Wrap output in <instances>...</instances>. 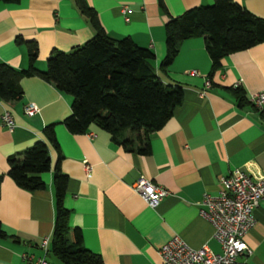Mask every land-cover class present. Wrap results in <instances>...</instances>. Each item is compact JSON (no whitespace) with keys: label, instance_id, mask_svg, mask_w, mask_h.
<instances>
[{"label":"crops","instance_id":"1","mask_svg":"<svg viewBox=\"0 0 264 264\" xmlns=\"http://www.w3.org/2000/svg\"><path fill=\"white\" fill-rule=\"evenodd\" d=\"M86 1L108 36H128L151 50L150 65L162 82L181 87V101L150 133L148 153L142 155L123 150L94 124L84 133H69L58 121L70 112V95L36 76L22 77L21 98L0 100V116L7 110L14 124L7 130L0 121V174L6 171L7 155L42 139V126L56 122L59 167L67 177L62 197V206L69 210L67 224L79 229L83 247L98 254L103 264H161L157 250L172 235L193 249L205 245L218 252L209 223L198 214V202L204 192L216 194L218 179L233 168L264 176V116L248 103L251 93L264 92V41L223 56L210 73L202 37H189L160 70L167 14L177 16L212 0H162L167 14L157 0ZM234 1L264 18V0ZM122 5L128 7L127 21ZM92 35L93 29L71 0L0 2V62L15 69L27 64L25 47L15 42L16 36L35 40L34 65L43 69L51 50L68 51ZM205 78L210 81L207 88ZM235 86L242 89L245 103H237ZM29 102L38 112L26 116L23 106ZM48 151L52 166L56 151L50 146ZM40 176L44 188L32 192L17 187L7 176L0 181V227L19 239H0V264H25L24 253L43 257L48 264H64L48 250L54 213L51 171ZM140 176L166 191L153 208L131 188ZM253 216L254 223L243 237L249 253L237 257L239 264H264V197Z\"/></svg>","mask_w":264,"mask_h":264},{"label":"trees","instance_id":"2","mask_svg":"<svg viewBox=\"0 0 264 264\" xmlns=\"http://www.w3.org/2000/svg\"><path fill=\"white\" fill-rule=\"evenodd\" d=\"M71 1L93 29V35L68 51L51 50L43 69L34 65L35 40L16 36L15 42L25 47L27 64L15 69L0 62V100H19V80L36 76L58 92L70 95V112L58 121L69 133H84L94 124L123 150L144 155L148 153L150 133L159 129L180 103L181 87L162 82L150 65L151 50L136 45L128 36L111 38L86 0ZM157 5L167 14L162 0H157ZM163 29L165 50L158 64L160 70L172 61L181 41L189 37H202L210 59V73L219 67L223 56L264 41V18L251 14L234 0H212L177 16L167 14ZM233 93L238 104L245 103L240 86H235ZM55 123L42 126V139L6 156V171L0 174V181L7 176L17 187L32 192L44 188L40 175L51 171L54 213L48 250L64 264H103L98 254L83 247L79 229L67 224L69 210L62 206L67 177L59 167L61 155L54 137ZM49 146L56 151L52 166ZM0 239L19 242L1 227Z\"/></svg>","mask_w":264,"mask_h":264},{"label":"built area","instance_id":"3","mask_svg":"<svg viewBox=\"0 0 264 264\" xmlns=\"http://www.w3.org/2000/svg\"><path fill=\"white\" fill-rule=\"evenodd\" d=\"M120 11L127 21L125 14L128 7L122 5ZM209 85V79L205 78L204 87ZM248 101L264 116V92L251 93ZM37 112L38 107L32 102L23 106L26 116ZM0 121L7 130H11L14 125L7 110L1 114ZM84 169L85 174L89 175V166H84ZM218 183L216 194H202L198 202V214L209 223L219 251L212 252L205 245L193 249L178 235H172L157 250L161 264H239L237 257L249 253L243 237L254 223V207L264 197V176H251L239 168H233L221 176ZM131 188L151 208L166 194L162 187L141 176L133 181ZM46 242L43 238L40 246L44 248ZM22 259L25 264H48L43 257L32 258L26 253L22 254Z\"/></svg>","mask_w":264,"mask_h":264}]
</instances>
